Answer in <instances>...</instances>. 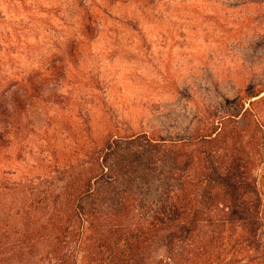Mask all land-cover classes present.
Returning a JSON list of instances; mask_svg holds the SVG:
<instances>
[{"label": "trees", "instance_id": "1", "mask_svg": "<svg viewBox=\"0 0 264 264\" xmlns=\"http://www.w3.org/2000/svg\"><path fill=\"white\" fill-rule=\"evenodd\" d=\"M4 1H33V22L49 28L55 19L68 26L67 17L77 12L83 23L78 37L84 38L100 36L110 7L135 0H49L44 10L34 0ZM141 1L154 8L162 0ZM263 3H246L255 17L242 22L216 13L199 19L210 24L219 45L236 40L238 24H251L253 53L262 57ZM37 13L45 16L36 19ZM67 68L53 62L45 74H31L2 92L0 165L12 162L8 146L28 109L50 100L43 97L47 85L66 76ZM228 75L237 92L221 96L206 118L197 116L187 137L138 139L147 159L136 153L132 137L102 132L92 166L86 169L83 161L78 184L65 185L59 195L52 188L35 194L1 176L0 264H264V75ZM121 142L129 147L112 169L107 157ZM167 162L170 168H161Z\"/></svg>", "mask_w": 264, "mask_h": 264}, {"label": "rangeland", "instance_id": "2", "mask_svg": "<svg viewBox=\"0 0 264 264\" xmlns=\"http://www.w3.org/2000/svg\"><path fill=\"white\" fill-rule=\"evenodd\" d=\"M263 1L162 0L153 8L135 0L107 10L99 37L80 38L83 23L77 12L76 18L67 17L68 26L55 19L49 28L33 22V1L23 6L0 0V95L31 74H45L53 62L68 67L66 76L47 85L43 97L48 94L50 100L28 109L8 146L12 162L0 165V177H11L35 194L52 188L55 196L65 185L78 184L83 161L86 169L92 166L94 141L102 132L132 137L138 155L140 137H187L198 126L197 116L206 118L221 96L237 92L228 74L264 75V61L259 62L264 55L253 53L251 24H238L236 40L219 45L210 24L199 17L216 13L221 20L229 16L232 23L242 22L255 17L245 4ZM35 2L40 10L51 6L49 0ZM44 16L35 14L36 19ZM121 143L107 157L112 169L129 147Z\"/></svg>", "mask_w": 264, "mask_h": 264}]
</instances>
